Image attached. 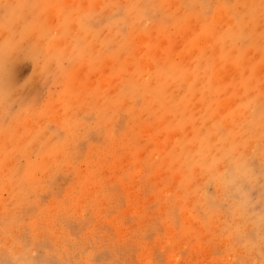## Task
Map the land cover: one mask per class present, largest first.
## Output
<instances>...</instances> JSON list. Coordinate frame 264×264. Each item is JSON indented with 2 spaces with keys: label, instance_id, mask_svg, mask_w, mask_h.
Instances as JSON below:
<instances>
[{
  "label": "rangeland",
  "instance_id": "rangeland-1",
  "mask_svg": "<svg viewBox=\"0 0 264 264\" xmlns=\"http://www.w3.org/2000/svg\"><path fill=\"white\" fill-rule=\"evenodd\" d=\"M0 264H264V0H0Z\"/></svg>",
  "mask_w": 264,
  "mask_h": 264
}]
</instances>
